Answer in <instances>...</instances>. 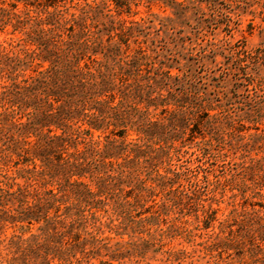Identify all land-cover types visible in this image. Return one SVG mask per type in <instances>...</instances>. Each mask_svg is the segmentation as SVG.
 Instances as JSON below:
<instances>
[{"label": "trees", "instance_id": "trees-1", "mask_svg": "<svg viewBox=\"0 0 264 264\" xmlns=\"http://www.w3.org/2000/svg\"><path fill=\"white\" fill-rule=\"evenodd\" d=\"M159 1L171 16L136 21L121 17L129 0H0L11 36L0 41V264L143 258L157 244L151 228L217 182L203 164L231 134L238 155H214L230 158L233 209L218 221L202 200L195 220L217 221L208 249L264 264V79L239 83L244 55L229 56L243 107L234 119L203 87L207 50L175 30L202 1ZM6 228L19 233L2 238ZM104 229L129 240L110 244Z\"/></svg>", "mask_w": 264, "mask_h": 264}, {"label": "rangeland", "instance_id": "rangeland-1", "mask_svg": "<svg viewBox=\"0 0 264 264\" xmlns=\"http://www.w3.org/2000/svg\"><path fill=\"white\" fill-rule=\"evenodd\" d=\"M181 1V0H178ZM200 6L193 7L190 10V17L181 25L176 27V31L183 30L185 36L193 42L205 47L207 52L204 67H199L202 76H211L213 78L203 79L202 83L208 92V98L219 104L222 109L228 111L234 119L236 115L242 113L243 108L236 99H232L234 90L235 77L232 73H227L233 68V63L229 60V56L241 50L244 55L245 62L242 71L238 76V82H243L249 74H258L259 78L264 79V56L260 50V43L263 42L264 34L260 33V28L264 27V0H218V10L213 8V3L208 0H201ZM216 1V0H215ZM129 14H122L121 17L126 20H136L147 18L150 14H157L161 17L171 16L168 9H164L159 0H151L146 3L136 5L135 0H129ZM11 36L0 33V41L8 40ZM241 48V49H240ZM210 49H214L217 55H213ZM195 53V58L199 59L201 54ZM183 55H187L184 51ZM246 55V56H245ZM250 56H252L250 58ZM214 62V63H212ZM227 95L231 98H227ZM231 99V100H229ZM238 116V115H237ZM253 130H243V135L247 136L253 133ZM217 135L214 131L206 133L207 138H215ZM213 142V150L210 156L204 161L203 169L205 176L215 182L210 186L209 190L199 199H195L193 203L186 206L174 208L173 211L166 213L162 217L158 225L151 228L157 244L149 247L143 258L137 253L125 255L126 257L120 261V264H242L235 259L231 261L227 258L228 253L219 249H208L206 244L207 234L217 233V221L213 227L203 229L201 223L196 222L194 210L199 202L206 200L204 204H211L218 209L217 220L225 219L233 209L228 179V166L225 165L230 158H218L214 155L217 149L223 150L232 156L236 150L235 135L226 136V143ZM191 146V145H190ZM186 150L191 153L193 149ZM236 155V156H237ZM190 157L185 155L182 160ZM194 159V156H191ZM216 183H218L216 185ZM235 202H238L236 199ZM105 230L103 236L110 239V244L115 242L128 241V236L122 238L108 233ZM17 230L6 228L2 231L1 237L8 238L12 234H18ZM25 237L28 236L26 233ZM5 264V263H3ZM92 264H98V261H92ZM119 264V262H112Z\"/></svg>", "mask_w": 264, "mask_h": 264}]
</instances>
